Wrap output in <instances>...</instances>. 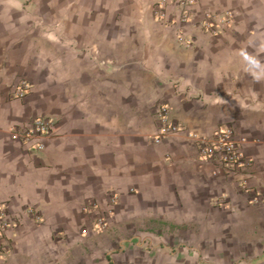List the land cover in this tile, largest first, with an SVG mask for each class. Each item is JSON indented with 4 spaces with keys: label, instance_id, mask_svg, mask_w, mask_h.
<instances>
[{
    "label": "crops",
    "instance_id": "1",
    "mask_svg": "<svg viewBox=\"0 0 264 264\" xmlns=\"http://www.w3.org/2000/svg\"><path fill=\"white\" fill-rule=\"evenodd\" d=\"M153 7L0 0V205L40 215L11 233L0 264H264V0H196L195 23H231L216 35L189 25L186 46ZM21 80L31 90L11 97ZM164 103L183 129L156 143ZM42 115L53 132L29 151L11 128ZM220 125L251 172L199 158L195 136ZM86 200L117 237L100 234ZM123 238L135 248L114 250Z\"/></svg>",
    "mask_w": 264,
    "mask_h": 264
},
{
    "label": "built area",
    "instance_id": "2",
    "mask_svg": "<svg viewBox=\"0 0 264 264\" xmlns=\"http://www.w3.org/2000/svg\"><path fill=\"white\" fill-rule=\"evenodd\" d=\"M195 3L196 0H154V18L159 23L173 28L177 42L182 46L193 42V34L188 32L191 24H196L201 31L216 35L231 23L230 17H223L216 12L205 13L204 17L195 23L192 11ZM170 7H173V11ZM30 90L29 82L21 80L12 86L10 95L23 98ZM156 118L158 132L152 137L156 143L183 129L170 114L168 104L158 106ZM53 126L54 121L49 116H36L27 126L12 127L11 136L22 140L29 151H42L53 132ZM195 142L199 158L216 164L226 174L251 172L254 168L253 159L244 152L242 139L237 138L235 131L229 126H218L210 136L196 135ZM110 200L111 203H116L117 196L111 195ZM84 210L98 211L95 225L99 228V232L111 229L109 212L99 210V204L95 200H86ZM25 216L40 218L39 212L32 206H23L17 212H12L6 204L0 205V257L10 252L13 241L11 233L23 224Z\"/></svg>",
    "mask_w": 264,
    "mask_h": 264
},
{
    "label": "rangeland",
    "instance_id": "3",
    "mask_svg": "<svg viewBox=\"0 0 264 264\" xmlns=\"http://www.w3.org/2000/svg\"><path fill=\"white\" fill-rule=\"evenodd\" d=\"M100 234H104V235H108V236H111V237H113V238H115V237H117V235H116V232H114L113 230H112V228L109 230V231H106V232H102V233H100ZM13 241H12V244H11V250H10V254H8V253H6L7 255H12V251H13V249H14V244H15V240H14V238L12 239ZM131 242H133L132 241V239H128V238H123L122 239V241H120V243L118 242L117 243V247L114 249V250H116V251H120V250H126L127 248L128 249H133V248H135V244H134V242H133V244L131 245L130 243ZM122 243V244H121ZM109 252H111V251H109ZM108 252V253H109ZM5 254V255H6Z\"/></svg>",
    "mask_w": 264,
    "mask_h": 264
}]
</instances>
